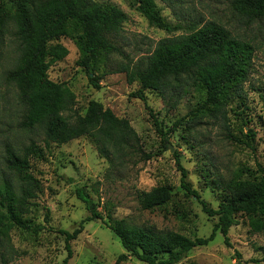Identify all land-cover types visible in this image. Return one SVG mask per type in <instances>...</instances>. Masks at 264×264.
Here are the masks:
<instances>
[{"label": "rangeland", "instance_id": "1", "mask_svg": "<svg viewBox=\"0 0 264 264\" xmlns=\"http://www.w3.org/2000/svg\"><path fill=\"white\" fill-rule=\"evenodd\" d=\"M13 1L0 0V178L5 177L16 187V175L6 168V147L18 154L31 142L44 148V134L39 128L28 130L20 126L25 109L16 86L7 76L20 54V41L10 19ZM93 1L112 5L128 17L122 30L112 35L120 53L111 55L100 73L149 56L160 39L172 34L149 25L129 0ZM154 2L171 26H182L183 30L174 34L213 22L229 31L234 39L249 43L253 55L246 80L225 113L194 116L189 112L201 103L203 95L192 88L181 93L171 105L152 90L145 92L146 103L132 97L138 82L129 85L122 72L102 76L99 89L93 88L87 74L76 65V45L66 37L60 38L58 43L68 54L51 63L47 74L50 80L64 84L74 94V109L64 115H83L88 102L95 100L129 121L139 136L141 150L150 158L137 156L125 168L111 172L107 161L86 137L60 146L50 144L44 159H30L42 192L21 217L44 229L29 233L12 227L5 234L0 233V264H61L67 252L63 236L57 231H73L88 215L75 195L79 188L90 195L103 214L105 206L111 208L115 219H125L138 227L178 232L192 239L207 237L217 217L207 216L196 199L184 195L177 158L187 172L186 182L212 209L220 202L214 180L228 181L242 168L264 166V16L240 12L233 0ZM154 120L161 124L163 133H170L166 141ZM248 130L255 134L250 146L245 143L250 140L245 137ZM160 184L171 188V201L157 209H142L138 192ZM2 213L0 207V220ZM239 220L229 230L230 247L217 232L213 241L193 248L178 264H236L235 253L240 254L244 264H264V237L251 234L246 220ZM70 247L72 257L68 264H115L119 255L125 253L118 238L101 221L86 222ZM119 264L145 263L129 257Z\"/></svg>", "mask_w": 264, "mask_h": 264}, {"label": "trees", "instance_id": "2", "mask_svg": "<svg viewBox=\"0 0 264 264\" xmlns=\"http://www.w3.org/2000/svg\"><path fill=\"white\" fill-rule=\"evenodd\" d=\"M129 1L149 25L172 34L160 39L149 56L102 73L101 68L109 57L120 53L112 35L121 31L127 22L124 12L93 0L13 1L10 19L20 41V54L16 66L7 76L16 86L25 109L20 126L28 130L41 129L44 148L31 142L18 154L6 147V168L16 175L17 185L14 187L10 180L0 178L1 234L12 227L29 233L44 229L21 217L42 192L30 159H44L50 144L60 146L86 137L94 144L99 156L107 161L111 172L125 168L137 156L144 160L150 158L141 150L139 136L129 121L117 117L99 102L89 101L83 115L75 111L74 116L64 115L74 109V94L64 84L50 80L47 74L51 63L68 54L67 49L58 43L60 38L66 37L76 45L79 51L76 65L87 74L93 88L99 89L102 76L122 72L129 85L138 82L132 97L146 103L145 92L152 90L170 105L181 93L192 88L203 95L201 103L189 112L194 116L196 113H225L238 87L246 80L253 55L249 43L234 39L229 31L213 22L174 34L183 30L182 26H171L160 15L154 0ZM233 5L248 16H264V0H233ZM154 124L166 141L170 133H163L157 120ZM254 135L248 130L245 137L250 140L245 142L246 145L250 146ZM177 163L184 195L196 199L207 216L217 217L207 237L192 239L178 232L138 227L125 219H115L111 208L105 206L103 214L90 195L79 188L75 195L88 215L73 231H57L63 236L67 252L61 264H68L72 257L70 242L82 232L84 224L91 221H101L118 238L125 253L119 255L115 264L129 257L145 264H178L193 248L213 241L217 232L230 247L229 230L240 223V218L246 220L251 234L264 237V166L256 164V169L242 168L228 181L214 180L220 202L216 209H212L186 182L187 172L179 165L178 158ZM171 199V188L166 184L138 192L139 204L144 210L160 208ZM261 250V261L264 262V247ZM235 258L236 264H244L239 253H235Z\"/></svg>", "mask_w": 264, "mask_h": 264}]
</instances>
